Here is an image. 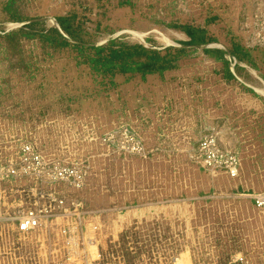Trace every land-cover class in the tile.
Listing matches in <instances>:
<instances>
[{
  "label": "rangeland",
  "instance_id": "374dc122",
  "mask_svg": "<svg viewBox=\"0 0 264 264\" xmlns=\"http://www.w3.org/2000/svg\"><path fill=\"white\" fill-rule=\"evenodd\" d=\"M73 14L88 44L181 47L190 37L175 24L205 28L215 40L163 76L118 74L112 82L79 64L70 47L6 36L34 20L44 21L37 29L57 27L58 17ZM234 42L256 67L238 62L236 72L234 62L236 79L228 80L203 49ZM199 119L220 125L224 145L238 150L233 185L192 159L194 131L164 136ZM121 126L140 134L148 157L102 141ZM23 142L87 164L89 173L80 188L47 186L65 206L80 204L79 219L64 214L25 234L0 225V264H264V210L239 195L264 190V0H0V159ZM19 198L9 197L11 214ZM68 224L76 230L65 235Z\"/></svg>",
  "mask_w": 264,
  "mask_h": 264
},
{
  "label": "built area",
  "instance_id": "2783aa9c",
  "mask_svg": "<svg viewBox=\"0 0 264 264\" xmlns=\"http://www.w3.org/2000/svg\"><path fill=\"white\" fill-rule=\"evenodd\" d=\"M223 133L224 130L219 126L207 127L192 159L209 173L223 171L230 178H238L242 167L241 157L238 151L223 146ZM102 141L128 154L148 157L151 153L140 135L128 126L106 133ZM16 149L14 157L5 161L0 159V225L14 224L18 232L25 234L48 226L64 214L79 219L80 204L65 206L64 198L55 190L48 191L47 186L65 183L80 188L89 173V166L77 161L69 163L52 158L30 142H23ZM18 183H23V186L16 187L15 184ZM13 193H19L20 198L16 210L11 214L9 209L12 200L9 197ZM239 195L250 199L258 209L264 210V190L246 191ZM74 230L76 226L68 224L61 229V233L66 235ZM94 243L95 241H90L91 246Z\"/></svg>",
  "mask_w": 264,
  "mask_h": 264
},
{
  "label": "trees",
  "instance_id": "16d2710c",
  "mask_svg": "<svg viewBox=\"0 0 264 264\" xmlns=\"http://www.w3.org/2000/svg\"><path fill=\"white\" fill-rule=\"evenodd\" d=\"M214 17L213 19H215ZM76 16H60L57 18L58 26L37 29L44 23L43 20H34L25 24L18 30L6 33L12 38H38L45 45L56 48L70 47L77 51L79 64H87L90 70L104 77L109 76L111 81L118 74H127L134 77L141 75L143 80L149 75L163 76L167 71L178 67V62L188 56L190 51H197L199 46L208 44L215 39L207 36L205 28L192 25H174L182 28L190 37L189 41L181 42V47L168 46L163 49L146 46L143 43H130L119 38H112L102 44L86 43L79 37L80 24H75ZM203 51L216 61L224 65L225 77L228 80L236 79L231 69L234 63L236 72L243 69L238 62H246L256 67L255 60L249 49L234 42L232 47L222 49L218 47H205ZM227 54L231 58L227 57Z\"/></svg>",
  "mask_w": 264,
  "mask_h": 264
},
{
  "label": "crops",
  "instance_id": "0c3cea01",
  "mask_svg": "<svg viewBox=\"0 0 264 264\" xmlns=\"http://www.w3.org/2000/svg\"><path fill=\"white\" fill-rule=\"evenodd\" d=\"M179 124L180 125H176V126H179V127H182L183 126V124H181V122H179ZM185 125H188L189 127H191V129H189L188 131H179V132H168L167 134L165 133V137H168L169 136V140H173L174 138H170V137H178L180 140L181 139H183V138H188L189 136V134L190 133H192L193 131L195 132V134H196V138H197V142L195 143V147L193 148L194 150L197 148V146H198V144H199V140H200V137H201V135L204 133V131L206 130V124L202 121L201 122V120L199 119L196 123L195 122H192V124H189V123H187V124H185ZM187 126V127H188ZM215 126H219L220 127V125H215ZM209 127V126H208ZM221 128V127H220ZM224 130V129H223ZM192 131V132H191ZM224 132H225V130H224ZM138 133V132H137ZM139 134V133H138ZM140 135V134H139ZM161 135V134H160ZM225 134L223 133V137H222V144H223V146L224 147H226V148H230V147H227V146H225L224 145V136ZM141 137V136H140ZM143 139V138H142ZM164 138H163V136L161 137H159V140L161 141V140H163ZM230 149H234V150H236L235 148H230ZM236 151H238V150H236ZM197 164V163H196ZM199 165V164H198ZM199 167L202 169V170H204L200 165H199ZM205 171V170H204ZM206 173H209V172H207V171H205ZM209 174H212L213 176H217L218 178V180L220 179V180H223V181H227V182H229L230 184H232L233 183V180L232 179H236V178H230L225 172H223V171H216L215 173H209ZM215 174V175H214ZM233 185V184H232ZM249 191V190H248ZM252 191H262V190H252ZM244 192H246V191H244Z\"/></svg>",
  "mask_w": 264,
  "mask_h": 264
}]
</instances>
